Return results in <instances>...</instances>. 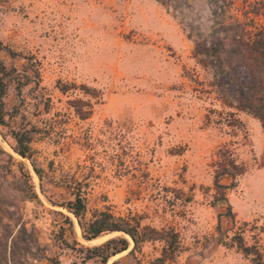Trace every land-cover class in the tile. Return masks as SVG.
<instances>
[{"label": "rangeland", "instance_id": "rangeland-1", "mask_svg": "<svg viewBox=\"0 0 264 264\" xmlns=\"http://www.w3.org/2000/svg\"><path fill=\"white\" fill-rule=\"evenodd\" d=\"M162 2L53 0L41 20L0 7V40L15 53L2 58L26 69L14 73L0 125V236L8 222L9 244L21 225L28 230L17 239V264L80 262L78 248L119 234L130 246L107 264H255L256 251L264 264V129L218 98L193 55L195 36L221 19L264 25V0ZM165 22L181 29L187 50L146 34ZM71 100L82 110L91 103L92 114L82 120ZM21 125L42 130L30 157L14 150L10 131ZM230 160L245 172L222 176L219 187ZM79 194L88 201L83 223L109 208L139 220L143 236L164 239L132 250L123 232L83 238L67 206ZM28 247L52 263L28 260Z\"/></svg>", "mask_w": 264, "mask_h": 264}, {"label": "trees", "instance_id": "trees-1", "mask_svg": "<svg viewBox=\"0 0 264 264\" xmlns=\"http://www.w3.org/2000/svg\"><path fill=\"white\" fill-rule=\"evenodd\" d=\"M162 2V0H157ZM164 3V2H162ZM216 16L217 11H213ZM257 15L264 16V10ZM192 38V34L188 35ZM194 58L212 76L210 86L214 88L218 98L227 106L236 110L244 111L258 118L264 129V25H253L252 29L245 28L243 23L237 19L225 18L217 21L216 25L208 33H199L194 39ZM4 51H10V55H15L9 50L8 46L0 40V125H7L6 121V96L8 89L15 80L14 73L25 72L22 65L7 63L2 58ZM20 86L25 85L19 82ZM68 88H63L66 92ZM76 101L71 100L70 104L75 108L78 116L85 120L92 114V104L88 103V110H82ZM11 135L15 140L14 150L22 157H30L32 151V142L35 134L42 132L37 126H17L11 129ZM229 167L224 166L217 173L216 183L222 176L231 175L233 178L243 174L245 168L230 160ZM37 173L41 170L35 168ZM69 211L79 218L82 228V237L85 239H94L105 233L123 232L134 241L133 249L139 246V243L152 240L164 239L156 236H143L140 230L139 220H130L122 216H116L109 208L95 209L88 222H82L83 217L88 210L87 198L77 195L73 201L67 204ZM5 216L0 214V220ZM11 224H5L8 231L0 236V259L8 260L10 264H17V256L20 254L17 248V239L22 233H27V228L21 225L17 233L12 236L10 244L7 240L13 229H9ZM146 227L143 229L145 230ZM10 233V234H9ZM31 236V235H30ZM61 236V235H60ZM25 240V238H22ZM39 245V244H38ZM67 245H69L67 243ZM130 241L127 237L119 234L107 238L99 245L83 246L78 248L79 255L72 264H86L89 261L96 260L98 264H107L112 256L127 250ZM239 247L245 255H251L252 246L245 245L243 240H239ZM38 249H41L39 246ZM37 261L48 260L52 263V258L45 255L31 253L29 247L24 255L29 260L32 256ZM263 258L260 251L252 258L255 264H261ZM27 263V260H24ZM55 264H60L57 260Z\"/></svg>", "mask_w": 264, "mask_h": 264}, {"label": "crops", "instance_id": "crops-1", "mask_svg": "<svg viewBox=\"0 0 264 264\" xmlns=\"http://www.w3.org/2000/svg\"><path fill=\"white\" fill-rule=\"evenodd\" d=\"M51 2H53V0H0V7L6 6L9 10V15L15 17L19 14L20 6H22L25 10L27 18L32 19L38 14L39 19L41 20L42 17L50 10L49 4ZM55 2L58 4L57 0H55ZM5 12H7L5 9L0 8V15L6 14ZM146 34L152 39L157 38L158 40H161L160 42H165L175 49L180 50L185 48L187 50L188 47H190L188 39L175 22H165V24L162 25L157 24V26L151 27ZM155 46H157V44H155ZM152 54H157V51H152Z\"/></svg>", "mask_w": 264, "mask_h": 264}]
</instances>
